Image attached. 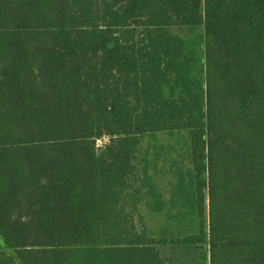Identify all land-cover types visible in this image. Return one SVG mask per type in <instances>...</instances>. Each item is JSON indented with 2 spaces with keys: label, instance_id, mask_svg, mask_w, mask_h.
Listing matches in <instances>:
<instances>
[{
  "label": "trees",
  "instance_id": "obj_1",
  "mask_svg": "<svg viewBox=\"0 0 264 264\" xmlns=\"http://www.w3.org/2000/svg\"><path fill=\"white\" fill-rule=\"evenodd\" d=\"M180 131L194 264H264V0H0V264H167L138 150Z\"/></svg>",
  "mask_w": 264,
  "mask_h": 264
},
{
  "label": "rangeland",
  "instance_id": "obj_2",
  "mask_svg": "<svg viewBox=\"0 0 264 264\" xmlns=\"http://www.w3.org/2000/svg\"><path fill=\"white\" fill-rule=\"evenodd\" d=\"M202 27L194 29L193 34H188L187 30H179L180 35L193 38L199 35ZM195 46L198 49L199 65L203 67V42L197 38ZM203 80V75L198 76ZM166 93V91H165ZM106 139L97 140L96 146L106 143ZM138 155L148 162V172L156 190L160 194L161 200L165 202L166 207L155 212L144 203L139 204V212L146 226L149 236L160 242L157 245L161 257L167 264H194L195 261L207 263L208 246L206 241L198 244L183 245L181 239L188 234L190 217L184 219L172 218L175 209L170 207L168 199L170 192L176 187L178 175L184 174L190 169L189 142L188 135L183 132H158L145 134L140 141ZM187 182V176H185ZM183 209H185L183 207ZM206 220V212H205ZM206 224V223H205ZM206 238V225L204 227ZM0 248H3L0 243Z\"/></svg>",
  "mask_w": 264,
  "mask_h": 264
},
{
  "label": "water",
  "instance_id": "obj_3",
  "mask_svg": "<svg viewBox=\"0 0 264 264\" xmlns=\"http://www.w3.org/2000/svg\"><path fill=\"white\" fill-rule=\"evenodd\" d=\"M91 144H95V141H91Z\"/></svg>",
  "mask_w": 264,
  "mask_h": 264
}]
</instances>
